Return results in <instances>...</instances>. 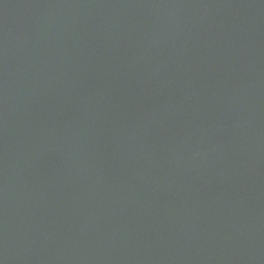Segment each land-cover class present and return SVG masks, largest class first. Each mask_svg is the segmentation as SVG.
Masks as SVG:
<instances>
[{
	"label": "water",
	"instance_id": "water-1",
	"mask_svg": "<svg viewBox=\"0 0 264 264\" xmlns=\"http://www.w3.org/2000/svg\"><path fill=\"white\" fill-rule=\"evenodd\" d=\"M0 264H264V0H0Z\"/></svg>",
	"mask_w": 264,
	"mask_h": 264
}]
</instances>
